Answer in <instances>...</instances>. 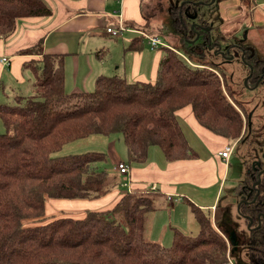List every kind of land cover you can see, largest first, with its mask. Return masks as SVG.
I'll return each instance as SVG.
<instances>
[{
  "label": "trees",
  "instance_id": "16d2710c",
  "mask_svg": "<svg viewBox=\"0 0 264 264\" xmlns=\"http://www.w3.org/2000/svg\"><path fill=\"white\" fill-rule=\"evenodd\" d=\"M51 14L45 0H0V37L13 34L21 18ZM138 42L143 39L135 38L130 48L139 47ZM174 45L165 48L154 81L99 75L89 91L66 89L63 56L44 53L40 41L21 52L39 53L41 58L25 61L35 75L33 94L16 96L14 105H0L6 128L0 134V264H229V256L236 264H264V220L234 250L223 234L234 226L222 220L226 211L219 213L215 227L211 214L192 205L197 236L176 231L170 246L148 239V216L159 206L157 190H128L112 209L88 210L80 218L60 216L24 225L25 219L45 217L47 196L94 198L120 183L119 172L104 167L106 153L55 155L71 141L121 134L128 164L146 162L151 146L160 147L170 162L196 158L176 114L188 105L211 132L229 140L241 137L243 115L210 72L215 62L208 50L197 52L190 43ZM176 48L184 49L193 64ZM262 64H255L251 81ZM248 168L235 193L253 200L257 189L252 185L259 176ZM258 188L256 201L242 203L239 210L254 219L253 226L264 213V174ZM242 247L247 248L248 260L236 258Z\"/></svg>",
  "mask_w": 264,
  "mask_h": 264
},
{
  "label": "crops",
  "instance_id": "0c3cea01",
  "mask_svg": "<svg viewBox=\"0 0 264 264\" xmlns=\"http://www.w3.org/2000/svg\"><path fill=\"white\" fill-rule=\"evenodd\" d=\"M45 1L52 9L50 16L21 18L13 34L8 37H0V54L3 52L10 54L16 60L18 71L16 72V65L11 60L7 59L9 63L6 64L2 61V57L0 61L3 65H7L10 71L16 72L15 79L18 84H24L25 80L22 75H19L23 63L32 58H41L39 53L22 54L21 52H25L24 50L39 41L43 45L44 53L61 54L63 56L65 87L68 91L92 90L99 75H119L131 82L154 81L156 79L161 55H154L148 49L146 50L147 47L150 50L158 47L152 48L148 39L142 33L143 31L148 32L143 27L147 21L142 11L145 5L144 0ZM236 2L240 10H236L238 15L236 19H233V29L240 27L241 23L245 22V26L247 25L255 30L250 38L254 44L252 45L254 49L256 48L255 45L263 46L264 36L257 31H264V0H236ZM120 18L129 26L130 30L118 36L116 40H112L115 36L107 33V27L116 24ZM234 33L238 36L239 32ZM118 38L121 41H118ZM135 38H142L143 43L138 42L139 47L131 49L130 45ZM165 43L166 46L160 47H171L169 42L165 41ZM2 71L5 70L0 64V88L3 82ZM29 81L32 82L31 79ZM255 112L261 114L264 110L258 112L256 109ZM176 114L188 142L197 152L196 158L170 162L166 160L160 147L151 146L146 162L141 164L130 163L129 174L119 175L120 183L126 181L128 182L127 186L123 185L122 188L119 186L122 190L115 188V186L113 187L115 189L102 196L86 198L76 202L79 205L87 204L85 207H76L78 213H72L76 214L73 216H78L75 218L83 217L88 210L106 211L112 209L128 190H152L151 187L155 186L157 190L155 194H158L156 197L159 200L157 204L173 206L174 203H170L171 200L169 201V195H172L175 199L179 197L181 202L187 203L188 210L191 211L193 217L192 205L207 214H211L212 221L217 227L219 210L224 209L223 212L226 211L224 218L229 217L234 225L233 228L237 233L240 232V223L232 218L231 204L228 201L230 199H227L225 208L221 206L222 204L219 201L222 188L219 176L224 178L226 174L224 162L228 163L230 158V156L228 159L224 158L220 152L228 146L234 147V144L230 145L231 140L215 134L201 125L192 106H185L179 109ZM180 117L184 119L185 126L181 124ZM194 138L198 146L191 143L190 140H194ZM109 139L112 142L111 149L108 150V153L110 152L109 154L112 156V170L118 172L114 166L121 159L115 158L116 151L113 152V150L116 148V142L112 141L113 138ZM247 142L242 141V143ZM251 147L249 143V148L251 149ZM117 149L123 151L124 146L118 144ZM235 187L232 189L234 193ZM84 200H90V202H83ZM72 201L74 200L61 202L60 207L66 209L69 206L68 203L71 202L72 204ZM92 201L101 202L98 205H93ZM236 201L239 202L240 198ZM101 205H106L107 209H99ZM176 207L173 206L170 213L171 211L176 212ZM224 218L222 217V220L225 221ZM153 219L154 217H152V222ZM172 226L170 222L173 234L180 231L177 225ZM227 231L226 234L223 233L226 237L229 234V231ZM153 239L157 240L156 237H153Z\"/></svg>",
  "mask_w": 264,
  "mask_h": 264
},
{
  "label": "rangeland",
  "instance_id": "374dc122",
  "mask_svg": "<svg viewBox=\"0 0 264 264\" xmlns=\"http://www.w3.org/2000/svg\"><path fill=\"white\" fill-rule=\"evenodd\" d=\"M174 1V0H173ZM144 13L145 16H147V21L145 22L144 28L151 33H157L158 36L164 41L169 42V44L174 47V42L180 46L181 42L178 41V38L175 37L171 32V23L168 18V7L171 4L170 0H144ZM236 10H240L238 8V4L236 0H215V2L209 4V5H201L200 12L201 15L204 17V19L207 21L209 27L211 28L212 34L214 36H221L225 38V41L230 43L233 41L238 40V36L234 32H239L238 35L241 34V37L244 40V44L247 46H251L253 42L251 41V35L255 31L252 28H249L247 25L245 26V22L241 23L240 27H236V29H233L234 21L233 19H236V16L238 15V12ZM246 27V28H244ZM257 31V30H256ZM261 33L264 36V31H257ZM249 36V38H248ZM117 37H113L112 40H116ZM118 41H121V39H117ZM176 40V41H175ZM176 45V46H177ZM255 52L258 57L264 58V45H255ZM149 50L150 53L157 55H161V59H163L167 54V49L164 47H158L154 50H150L148 47L146 50ZM178 50L179 55L186 59L189 63L193 64L190 60H188V56L186 55L184 49ZM176 52V51H175ZM6 57L7 59L11 60L12 63H15L16 65V72L17 64L16 60L11 57L10 54H6L3 52L0 54V59L2 57ZM208 57L213 62H215V66L210 67L212 69H209L212 74H214V79H219V82L222 85V88L225 92L226 98L228 102L234 106L242 115H243V121L244 126L242 129V134L239 139L231 140L230 145L234 144V147L232 149L233 152H231L230 158L225 163V171L226 174L224 175V178L219 176V182L222 185L221 188V197L220 202L221 206L225 208V203L227 199H230V208L232 210V218L238 221L240 223V232L242 234H245V236H248L249 229L247 227L246 220L244 217H242L238 212V203L236 200L240 198L238 195H236L233 192V187L235 185H238L245 177L248 170V167L255 162L254 158L256 157V153L252 152V150L249 148V143L252 144L251 141H248L247 143H242L244 140V137H246L247 132V122L249 126V120L247 116H249L250 112L253 113L254 110L257 109V111L264 110V103L260 102V99L263 95V88L262 86H254V83L250 80L246 83V78L249 75V66L247 64V60L242 58V56L234 57L231 61H225L221 56L215 55V51L208 52ZM1 66H3V78H2V86L0 88V105L1 104H9L14 105L16 104V96H27L33 94V82H34V73L28 69V67L25 65V62L21 66L19 72V75H22V77L25 79L24 84L20 85L16 82L15 76L16 72L10 71L9 67L7 65H3V63L0 61ZM208 70V69H207ZM29 79L32 80V82L29 81ZM260 119V118H259ZM257 120L253 124V128L258 127L259 131L262 129L261 123L262 121ZM180 122L183 126H185L184 119L180 117ZM252 126V124H251ZM251 128V127H250ZM6 128L0 118V134L5 133ZM264 137V136H263ZM109 138H113L112 141L116 142V148L114 151L115 158L121 159L124 161H127L128 154L126 146L122 140L121 134H113L110 136H104L101 134H93L85 138L77 139L74 141H71L63 146L61 150H59L55 155H66V154H77V153H83L87 151H98L103 152L107 154V162L104 164V167H107L108 170H112V156H110V152L108 153V150L110 151L112 142ZM190 139V138H189ZM251 139V138H250ZM252 140V139H251ZM191 143H195L196 146H198V143L196 142L195 138L194 140H190ZM255 141V140H253ZM256 143H261V141H255ZM121 144L124 146V150H118L117 145ZM251 146V145H250ZM253 146V145H252ZM110 147V148H109ZM261 149L258 150V154L260 155ZM121 175V174H119ZM124 182L119 183V185H116L115 188H122L124 187ZM120 186V187H119ZM110 188V190L115 189ZM120 188V189H121ZM127 190V187L125 188ZM122 190V189H121ZM125 190V191H126ZM233 195V196H232ZM102 198V197H101ZM86 198H78V199H64V198H54L47 196L45 200V217L43 219H25L24 225L26 226H36L40 224L47 223L48 221L60 217V216H72V217H78L73 216L76 214L72 213H78L76 207H85L87 203L83 204H76V202L83 200ZM69 206L66 207V209L61 208L60 204L61 202H68ZM170 201V200H169ZM83 202H90V200H84ZM93 205L100 204L101 201H92ZM156 203L158 201L156 200ZM170 203H174L173 206L176 207V212L170 210L173 206L166 205L162 206L161 204L156 206L154 211L150 213L148 216V222H147V229H146V237L150 240H153V237H156L158 242L165 246H170L173 241V231L170 228V222L173 226L178 227L181 232L186 233L191 236H197L199 232V226H197L196 220L194 219L193 215L191 214V211L188 210L187 203H183L180 200H174L173 202L170 201ZM113 205V204H112ZM101 208L99 209H107L106 205L99 206ZM72 209V210H71ZM72 211V212H71ZM223 210H219V213L223 212ZM155 215V216H154ZM152 217H154L152 222ZM216 221V219H215ZM248 222V221H247ZM216 227V224L213 223ZM172 226V227H173ZM228 239V238H227ZM240 255H237L236 258L242 261L248 260V252L246 247H242L239 252ZM234 259V258H233Z\"/></svg>",
  "mask_w": 264,
  "mask_h": 264
},
{
  "label": "flooded vegetation",
  "instance_id": "af4514ba",
  "mask_svg": "<svg viewBox=\"0 0 264 264\" xmlns=\"http://www.w3.org/2000/svg\"><path fill=\"white\" fill-rule=\"evenodd\" d=\"M171 1V6L173 10H170L169 13V21L171 23V29L170 32L179 39L185 45L186 43H190L194 45V49L197 52H201L203 50H208L213 52L215 51V55L221 56L223 60L225 61H231L234 57H239L244 55V59L247 60V64L249 66V79L252 78L253 73H254V66L257 64L259 61H263V64L258 67V76L255 81H252L254 83V86L257 82V86H262L263 88V95L260 99V102L264 103V58L258 57L256 55L254 47L252 48L251 46H247L244 44V40L241 37V34L238 35V40L233 41V42H226L224 37L221 36H214L212 34V31H205L200 28L199 25L202 26H209L207 21L202 19V15L200 12V7L203 4L200 5H195V2L199 1H205V2H210V0H170ZM209 5V4H208ZM195 23L194 28H192V24ZM199 32V38L195 40L194 43H191L189 40H193L196 38L197 34ZM190 36V37H189ZM185 41V43H184ZM212 46V48H210ZM230 56H233L232 59H230ZM256 56V57H255ZM252 66V68L250 67ZM248 75V76H249ZM251 81V80H250ZM256 86V87H257ZM251 114V119H252V126L249 128L247 124V132H246V137H244L243 141H251L252 144H250L252 152L256 153V157L254 158L255 160V165L253 167V164L250 165L251 169L255 172L258 173L260 170L264 169V112L261 114H257V112L249 113ZM260 118V119H259ZM249 119V116H248ZM262 121L261 126L262 129L260 132H258L259 128L255 127L253 128V124L257 120ZM252 140H251V139ZM261 141V143H256L255 141ZM242 142V139L240 140ZM261 149L260 155L258 154V150ZM264 174V172H263ZM262 174V175H263ZM261 175V176H262ZM242 198H240L241 200ZM230 221L229 217L225 218V223L228 225V222ZM233 225V223L231 222ZM234 228H228V233H230ZM248 236H245V234H242L241 232H238V239L239 243L241 239L246 240ZM239 245V244H238ZM238 248V247H237ZM236 248V249H237Z\"/></svg>",
  "mask_w": 264,
  "mask_h": 264
},
{
  "label": "built area",
  "instance_id": "2783aa9c",
  "mask_svg": "<svg viewBox=\"0 0 264 264\" xmlns=\"http://www.w3.org/2000/svg\"><path fill=\"white\" fill-rule=\"evenodd\" d=\"M119 15H120V12H119ZM119 17V16H118ZM130 30L129 26H127L125 24V22L123 21L122 18H120L116 24L114 25H111V26H108L107 27V33H109L110 35L112 36H115V37H118L120 35H122L124 32ZM143 35L148 39V42L150 44V46L152 48H155V47H160V46H166V43L164 40H162L160 38V36L158 35H153L151 33H148V32H142ZM2 61L6 64L9 63V61L7 60L6 57H3L2 58ZM232 149H233V146H228L226 147L225 150H223L222 152H220L221 156H223L224 158L228 159L231 152H232ZM115 170H117L120 174H123V175H128L129 172H130V167H129V164L123 160H119L116 162L115 166H114ZM152 190H156V187L155 186H152L151 187ZM175 198H173L172 195H169V200L173 201ZM180 198L177 197L175 200H179ZM226 237V236H225ZM229 264H236L234 259L229 256Z\"/></svg>",
  "mask_w": 264,
  "mask_h": 264
},
{
  "label": "water",
  "instance_id": "95a60500",
  "mask_svg": "<svg viewBox=\"0 0 264 264\" xmlns=\"http://www.w3.org/2000/svg\"><path fill=\"white\" fill-rule=\"evenodd\" d=\"M213 2H215V0H210V2L199 1V2H195V5H200V4H211V3H213ZM194 26H195V23H193L191 27L194 28ZM199 26H200L201 29H203V30H205V31H210V30H211V28H210L209 26H202V25H199ZM198 38H199V32H198V34H197V36H196L195 39H193V40L190 39L189 41H190L191 43H194L195 40L198 39ZM210 48H212V46H210ZM232 58H233V56H230V59H232ZM242 58H244V55H242ZM250 67L252 68L251 65H250ZM249 77H250V75L246 78V83H247ZM258 83H259V82H257V83L255 84V87L258 85ZM251 124H252V119H251V114H250V115H249V128L251 127ZM254 163H255V162H254ZM254 163H253V167H254V165H255ZM263 172H264V169L260 170L259 175H258V176H259V179L256 180V181L253 183V185H252L253 188L257 189V193H256L255 197L253 198V200H248V199H246V198H242V199L239 201L238 206H237V208H238V212H239V210H240V206L242 205V203H254V202L256 201L258 195L260 194V190H259V188H258V185H259V183L261 182V175L263 174ZM239 214H240L242 217H244V219H247V220H248L247 227H248L249 230H251V229H255V228H257V227H260V226H261V223H262V220H264V213H260V214L258 215V225L253 226V225H254V219H253L251 216H248V215H242L240 212H239ZM227 238H228V242H229V244L233 245V246H234V249H236V248L238 247V244H239V239H238V233H237V231H236L235 229H233V230L228 234Z\"/></svg>",
  "mask_w": 264,
  "mask_h": 264
},
{
  "label": "bare ground",
  "instance_id": "6f19581e",
  "mask_svg": "<svg viewBox=\"0 0 264 264\" xmlns=\"http://www.w3.org/2000/svg\"><path fill=\"white\" fill-rule=\"evenodd\" d=\"M122 175H123V174H122ZM123 176H124V175H123ZM124 185L127 186V185H128V182L125 181V182H124Z\"/></svg>",
  "mask_w": 264,
  "mask_h": 264
}]
</instances>
